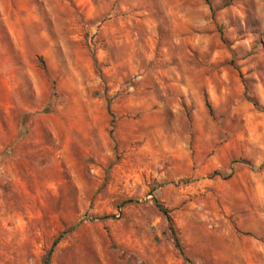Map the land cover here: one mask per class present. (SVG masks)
Masks as SVG:
<instances>
[{
    "label": "rangeland",
    "instance_id": "obj_1",
    "mask_svg": "<svg viewBox=\"0 0 264 264\" xmlns=\"http://www.w3.org/2000/svg\"><path fill=\"white\" fill-rule=\"evenodd\" d=\"M63 231L50 264H264V0H0V264Z\"/></svg>",
    "mask_w": 264,
    "mask_h": 264
},
{
    "label": "trees",
    "instance_id": "obj_2",
    "mask_svg": "<svg viewBox=\"0 0 264 264\" xmlns=\"http://www.w3.org/2000/svg\"><path fill=\"white\" fill-rule=\"evenodd\" d=\"M53 88V87H52ZM47 107H44V109L42 110L43 112H47ZM32 115V113L28 112V111H21L18 115V127H17V136L16 139H20L21 137H23L24 135L28 134V127L25 125V123L27 121H29L30 116ZM3 155V153H2ZM154 202L156 204V206L159 208V210L163 213V215L166 217V219L168 220V225H169V229L172 230V235H173V240L175 242V245L178 249L181 250V247L178 244L177 238L174 234V231L172 229V225H171V218L169 216V210L166 209L165 207H163L158 200L154 197ZM67 231H63L61 232L57 237H55L53 239L52 245L50 246V248L47 250L44 259H43V264H50V258L52 256V253L54 251L55 246L67 235Z\"/></svg>",
    "mask_w": 264,
    "mask_h": 264
},
{
    "label": "crops",
    "instance_id": "obj_3",
    "mask_svg": "<svg viewBox=\"0 0 264 264\" xmlns=\"http://www.w3.org/2000/svg\"><path fill=\"white\" fill-rule=\"evenodd\" d=\"M256 238H257V239H258V238H261V236H257Z\"/></svg>",
    "mask_w": 264,
    "mask_h": 264
}]
</instances>
